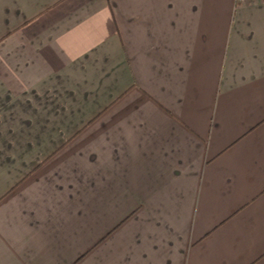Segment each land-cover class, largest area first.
Returning a JSON list of instances; mask_svg holds the SVG:
<instances>
[{
    "label": "crops",
    "instance_id": "obj_1",
    "mask_svg": "<svg viewBox=\"0 0 264 264\" xmlns=\"http://www.w3.org/2000/svg\"><path fill=\"white\" fill-rule=\"evenodd\" d=\"M0 264H264V0H0Z\"/></svg>",
    "mask_w": 264,
    "mask_h": 264
},
{
    "label": "built area",
    "instance_id": "obj_2",
    "mask_svg": "<svg viewBox=\"0 0 264 264\" xmlns=\"http://www.w3.org/2000/svg\"><path fill=\"white\" fill-rule=\"evenodd\" d=\"M238 4L245 2L246 0H236Z\"/></svg>",
    "mask_w": 264,
    "mask_h": 264
}]
</instances>
